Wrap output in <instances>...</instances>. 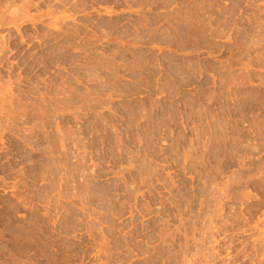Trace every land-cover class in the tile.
<instances>
[{
  "label": "rangeland",
  "instance_id": "374dc122",
  "mask_svg": "<svg viewBox=\"0 0 264 264\" xmlns=\"http://www.w3.org/2000/svg\"><path fill=\"white\" fill-rule=\"evenodd\" d=\"M77 1L87 6L75 7L73 3ZM199 1H174L178 7L181 3L191 4L192 13L187 16H193L194 21L201 18L199 26L203 27L202 34L205 33L207 39H200L201 45L198 43L190 49L166 43L160 36L148 44L134 43L136 35L147 36L149 28L162 25L159 28L163 30L162 21L149 24L153 14L147 0H67L71 6L50 3L54 2L51 17H55L51 21L61 28L51 32L60 36L58 44L67 57L58 66L54 64L50 73L46 72L45 82L51 85L54 81L55 86L59 81L60 87L65 83L72 93L69 94V110L64 111L66 116L49 107L51 138L42 136L39 141L47 147L52 143L54 150L58 146L55 127L59 121L65 131L71 132L72 137L75 134L80 141L79 146L72 139L67 142L68 150L72 151H69L71 158L68 155L65 162L70 163L67 171L72 175L68 176L70 183L65 188L66 212L54 203L57 181H53L55 195H49L52 201L55 199L51 202L54 205L51 214L57 222L48 229L41 226L50 221L42 215L45 204L35 206L32 202L13 206L17 200L10 191L20 170L29 179V193L39 190V172L45 171L48 157L43 151L33 155L39 163L33 168L35 174L29 178V161H25L22 146H11L14 149L7 155L9 161L0 152V177L11 179L8 193L0 188V205H7L0 206V209L6 208V213L0 210V264H184L193 258L198 245L205 254L212 253L213 249L224 257L231 241L234 240L235 249H241L245 244L250 247L253 239L263 234L264 10L258 8L263 0H226V6L221 3L223 0L220 3L218 0ZM215 1L218 6L228 7L229 14H220ZM174 2L163 0L155 5L156 12L159 10L158 13L162 11L161 14L166 15L176 11L178 7ZM17 3L20 5L22 1L17 0L15 5ZM171 4L173 7H168ZM209 4L214 7L209 9ZM40 7L32 8L30 14L39 18L47 6L41 3ZM260 7H264V2ZM109 10L114 13L110 15ZM210 10L213 11L210 13ZM221 15L228 17L221 18ZM246 15L250 18H245ZM69 16L75 17L74 23ZM182 17L188 18L185 14ZM86 19L90 23L87 29L82 26ZM253 22H256L255 27ZM71 29L79 32V38L68 36ZM209 29L215 30L214 38L207 35ZM23 30L34 32L31 23ZM10 31L14 30L3 27L0 40L1 35ZM61 32L65 34L60 35ZM23 49H27V45H23ZM162 59L164 71L179 65L176 76L157 75L158 60ZM7 74L3 71V78L7 79ZM60 75L64 77L61 79ZM40 79L38 82L44 87ZM156 82L164 84V88L149 91L147 86L153 87ZM22 89L27 88L22 86ZM30 96L19 97L24 103L26 99L25 104L31 100L27 104L30 108L32 104H41L37 101L39 95ZM61 115L64 118L59 119ZM33 120L41 126V120L36 118L31 119L33 123L29 121L20 126L28 127L34 124ZM77 149V152L85 151L78 157L80 164L76 162ZM4 158L6 161L2 160ZM21 161L24 166L20 165ZM59 175L60 172H55V179ZM27 188L20 187L22 192ZM236 214L243 218L241 223ZM211 221L217 225L213 231L207 230ZM247 223L248 227L261 225L263 228L259 226V232V229L249 230ZM201 239L204 242L200 243ZM242 263L256 264L249 260Z\"/></svg>",
  "mask_w": 264,
  "mask_h": 264
},
{
  "label": "bare ground",
  "instance_id": "6f19581e",
  "mask_svg": "<svg viewBox=\"0 0 264 264\" xmlns=\"http://www.w3.org/2000/svg\"><path fill=\"white\" fill-rule=\"evenodd\" d=\"M21 1H22V4L18 5V3H17V5H15L17 0H0V30L3 27L14 30V31H10L7 35H5V34L1 35L2 39L0 40V70H2V71H0V145H1L0 152L5 154V156L7 158V161H9V158H8L9 156H7V155L12 153V152L9 153L10 150L22 146L23 149H21V150H23V152H24V154L23 153L22 154L24 155L25 161H29V163L27 165L30 167V172H27L28 170L25 171V172L30 174V175L28 174L29 178H31V174H33V168H35V166H37L38 163H39V161L37 159H33V155L37 154L38 151H43L44 152L45 156L48 157V159H49V164L45 167V171H43L42 173L39 172L40 176H39V180L38 181L40 182V187L41 188L39 190L34 191V192L32 191L33 192L32 194H31V192L29 193L28 188H27L28 185L30 184L29 183V179L26 177L27 174L22 172L21 170L19 171L20 172L19 176H17L15 178V181L14 182H12L13 180L11 181L12 182V186L10 185V182H9L11 180L10 178H9L10 180H7L8 177L7 178L6 177H0L3 180V184L0 185V188L3 190L4 193H8V190L10 189L9 186H11L10 191L12 192V194L11 193H9V194H11L13 199L15 198L17 200V202L15 204H13V206H19V205H22V204H24L26 206V205H28V203H32V202H34L35 206H40L38 203H40L41 205L45 204V205H43L44 206L43 207L44 213H42V215H43L44 218L47 217V218L50 219V221H53L52 214H51L52 213L51 212V207H52L53 204H51V202H54L55 199H56V201L54 203L57 204L56 206H62L60 208H62L63 211L66 212V207H65L64 204L66 203V200L68 198L66 196L65 188L67 187L68 183H70L68 176L70 174L72 175V173L68 174L69 172L67 171V165H69L70 163L67 164L65 162V161H67L65 158H67L68 155L71 158V156L69 154L70 153L69 151H72L71 149L68 150L67 142H69V139H72L73 141H75L74 143H76V144H78L79 141H80V138L76 137V135L74 133H73L74 137H72V133L71 132L68 133L67 132L68 130L65 131L66 128L63 127L64 125L61 126V124H60L61 121H59V119L64 118V117H62L64 115L59 116L61 118L58 119L59 123L56 124L58 126L55 127V130H56L55 132L57 133V136H58L57 137L58 138L57 139L58 142L55 140L58 143V146L56 148L60 147V149L58 150V149L55 148L53 150L51 148L52 143H51L50 147H47V145H43V144L40 143L41 141H39V138H41L42 136H44L46 138H51L50 137L51 133L49 132L51 130L50 129L48 130V126H49L48 125V121H49V117H50V115H48V113L50 114L49 107H53L54 111L56 113H59V114L64 112L65 110H69L68 108L70 107V106L68 107V104L70 102L69 98L71 97V95H69V94H71L72 92L69 91L70 88H68V85H65V83H64V85H62V83H61V87H60L59 86L60 84L58 85L59 81H57V84L55 85L57 87V89H55L56 87L53 85L54 84L53 80H52L53 81L52 84L50 83L51 85L47 84L48 81H47V83L45 82L47 80L46 79L47 77H45L47 75L46 72L50 73L54 69V68H52L54 64H56L54 66H58V63H61L67 57V53L66 52H61V50L63 48L61 47L60 44H58L59 39H61L60 36L58 34H56L55 32H51V30L60 31L61 28L59 26H57V25H53V23L51 21V20H54L55 17H53V18L51 17L53 15V11H54V6H52L54 2L52 3V5L50 3L52 1H55L56 3L57 2H61V4H63V5H70V4H69V2H67V0H40L41 2H37V1L35 2L34 0H21ZM73 1H75V0H73ZM172 1L174 2L175 0H172ZM197 1L200 2L199 0H197ZM218 1L220 3L221 0H218ZM218 1H215V2L218 3ZM224 1H226V0L221 1V3L226 6V2H224ZM238 1H241V0H238ZM162 2H163V0H147V5H149V8L151 9V10L150 9L149 10L153 14V16L151 15V17L149 19V24L150 23L154 24V23H157V22L160 23L162 21L163 22V27L161 29H163V30H160V28H159L162 25H159V27L157 26L158 28L157 27H152L153 29L149 28V30L147 29L148 30V35L147 36L140 37V35H136L137 37H135V39H134V43L135 44L136 43L148 44L156 36H160L161 39L164 42H166V43L173 44V45L175 44V46H176V44H178L183 49H185V48L188 49V47L190 49V47H194V48H195V46L197 47L198 43L201 45L202 42L200 43V41H201L200 39H207L205 37L206 34L204 33L205 36H204V34H202L204 32V30H202L203 27L201 26L202 28L200 29V26H199L200 23H201L200 22L201 18H200V20L194 21V20L191 19V17H193V16H191L190 18H189V16H187L188 13H190V14L192 13V12H190V10L192 9V8L190 9L191 4H190V6L189 5H184V4L182 5V3L180 2L181 5H180V7H178L177 3L174 2L176 4V7H178V8H176L177 10L174 11V12L172 10V13H168V14L165 13L166 15H163V13L161 14L162 11L160 13H158L159 10L156 12V9L158 7L157 6L155 7V5H157L159 3H162ZM201 2L203 3L202 0H201ZM204 2L206 3L208 1L204 0ZM263 2H264V0H263ZM41 3L43 5L47 6L45 8L46 11L45 12L41 11L42 13H40V17L36 18L34 15L30 14L31 13L30 10L32 8H35V7H37L39 9ZM75 3H73L75 7H77V6H80V7L87 6L84 2H80L79 3V1H77ZM180 3H178V4H180ZM219 3L216 4L218 9L217 8H215V9H217V11L220 12V14H223V15L224 14L227 15V13L229 14V10H227L228 7H225L224 5H223L224 7L218 6V5H220ZM236 3L238 4L239 2H235V4ZM262 3H261V5H262ZM73 4H72V6H73ZM210 4L208 6H210ZM235 4H233V5H235ZM255 4H256V2H255ZM160 5H162V4H160ZM172 5L173 4H171V6L169 5L168 7H173ZM198 5H199V3H198ZM256 5H258V4H256ZM261 5H259L258 8L264 10L263 9L264 7L263 8L260 7ZM74 6H73V8H74ZM166 6H165V9H166ZM192 6H194V5H192ZM212 6H210L209 9ZM249 6L250 5L246 6V8H248ZM58 7H59V5H58ZM62 7H64V6H62ZM236 7H238V6H236ZM37 8H35V9H37ZM64 8H66V7H64ZM196 8H194V9H196ZM230 8H232V6ZM242 8L244 9L245 7H242ZM203 9L204 8H202V11H206V9L205 10H203ZM76 10L74 9V11H76ZM211 11H213V10H210V13H211ZM217 11H215L216 14H217ZM240 11H241V9H240ZM240 11L238 13H240ZM167 12H169V11H167ZM197 12H199V11H197ZM215 12H213V13H215ZM259 12H260V10H259ZM108 13L110 15H112L114 13V11L109 10ZM184 14L186 15V18L188 17L187 19H185V18L183 19L182 15H184ZM201 14H199V17H200ZM206 14H208V13H206ZM261 14H262V12H261ZM261 14L259 13V16ZM211 15L209 14V16H211ZM248 15H246L245 18H250V16L247 17ZM170 17H172V18H170ZM199 17H196L195 19H198ZM212 17H214V16L212 15ZM216 17H217V15H216ZM222 17H224V16L221 15V18ZM227 17L228 16H226L224 18H227ZM256 17H258V16H256ZM202 18L205 19L204 17H202ZM209 18L210 17H208V19ZM68 19H71V21H73V23L75 22V17L74 16H69ZM214 20L216 21V19H214ZM258 20H260V19H258ZM83 22H84V23H82L83 27H85L86 29L88 27H90L88 25L90 23H89V21L87 19L85 21H83ZM205 22H207V20ZM27 23H31L32 26H33V31L34 32L32 34L29 33L28 31H24L23 30V27ZM210 23H208V24H210ZM217 23L220 25L219 22H217ZM223 23H224V21H223ZM248 23H249V21H248ZM251 23H252V21H251ZM231 24L232 23H230V25ZM253 24H254V22H253ZM255 24H256V22H255ZM255 24H254V27H255ZM213 26H215V25H213ZM76 27L77 26H74L73 28H76ZM143 27L146 28L145 25H143ZM207 27H208V25H207ZM44 28H46L48 30L44 31ZM213 28L214 27H212V30H213ZM256 28H257V26H256ZM237 29H240V28L237 27ZM212 30H210L208 32L209 34H207V35L209 37H211V38H214L216 36L215 35L213 37V32L215 30L214 31H212ZM15 32H16V34H15ZM63 34H65V32H61L60 33V35H63ZM106 34H107V36L109 35V33H107V32H106ZM79 35H80L79 32L77 30H74V29H71V32L68 33V36L71 37L72 39L73 38H75V39L79 38ZM143 38L146 39V40L145 41L142 40ZM16 39H19V40H18L17 43H14ZM36 44H38V47L35 46ZM23 45H27V49L24 50L23 49ZM173 45H169V46L172 47ZM179 46H177V47H179ZM166 47H167V44H166ZM33 48H36L35 51L29 53L28 50H31ZM177 49H175V50L177 51ZM221 50H223V49H221ZM179 53H180V51H179ZM185 53L187 54V52H185ZM171 57H173V56H171ZM173 58H175V57H173ZM163 59L166 60V58H163ZM163 59L162 60H158L157 66L159 67V72H158L157 75L160 76L159 75L160 73L161 74L164 73V74H167L168 76H172V75L176 76L175 73L178 72V70H179L178 66L179 65L175 64L173 67L168 68V70L164 71L161 68V66L165 63L163 61ZM171 61L173 62L172 58H171ZM19 66H21V67L19 68ZM40 70H42V72L39 73ZM3 71H7V73H8L7 74L8 75L7 79L3 78ZM33 75L37 76L35 80L32 78ZM60 77L62 79V77H64V76L60 75ZM162 77H163V75H162ZM40 78H42V79H40ZM4 79H6V80H4ZM39 79H40V81L42 83H44V85H45L44 87H41L40 82H38ZM48 80H50V76L48 77ZM61 82H65V81H61ZM22 86H25V88H27V89L26 90L22 89ZM147 87H148L149 91L150 90L154 91L155 89L157 90V88H160L162 90V88H164V84L156 82L155 86L150 87L148 85ZM31 92L33 94H36L37 96L39 95V98L37 97V99H38L37 101L40 100V102H41V104H39V105L32 104V105H34L32 108L28 107V105H27L28 101H31V100H29L27 98L28 101H27V104H25L26 103V99H25V103H24L23 102L24 100H22L23 98L21 99V97H19L20 95H22V97L23 96L27 97V95L28 96L29 95L32 96L33 94H29ZM34 99L32 98V100L36 101V97ZM47 99H49V100H47ZM72 99H73V97H72ZM157 107L160 108V106H157ZM64 113H62V114H64ZM66 114L67 113H65V116H66ZM52 115H51V117H53ZM33 118L34 119L36 118V120H38V121L41 120V122H42V123L40 122L41 126H38L37 124L39 122L37 123L35 120H33L34 124H32L30 126L28 125V127H21L20 126V124L27 123V122L31 121V119H33ZM58 121H56V122H58ZM31 123H33V122L31 121ZM35 123H37V124H35ZM53 140L54 139H52L51 141H53ZM50 142H49V144H50ZM56 142H55V144H57ZM71 143H73V142H71ZM13 144H14L15 147L13 146ZM11 146H13L14 148L11 147ZM54 146H56V145H54ZM78 146H79V144H78ZM78 148L80 149V147H78ZM82 149H84V148H82ZM82 149H81V151H82ZM21 150H20V152H21ZM55 150H57V151H55ZM75 151L77 152L78 149L75 150ZM75 151L73 152V154L76 153ZM15 152H16V150H15ZM16 153H19V152H16ZM84 153H85V151L76 153L77 154V159H76L77 163L79 161L78 157L82 156ZM22 154H21L20 158H22V156H23ZM14 156L11 157L13 161L15 159ZM17 158H19V157H16V159ZM0 160H1V158H0ZM2 160L4 161L5 158L2 159ZM74 160H75V158H74ZM51 161H53V162H51ZM11 163H12V161H11ZM21 163H22V161H21ZM21 163H20V165H23V163L22 164ZM25 163L26 162H24V164ZM73 163H72V166H73ZM79 164H80V161H79ZM82 164H84V163H82ZM82 164H81V166H79V165L78 166L81 168ZM40 165H42V164H40ZM23 166H21V167H23ZM76 166H77V164H76ZM69 167H68V170H71V169H69ZM36 168H38V167H36ZM75 169H77V168H75ZM12 170L15 172L14 169H12ZM25 170H26V168H25ZM77 171H78V169H77ZM55 172H60V175H59V177L57 179H55L56 178L55 176H58V175L54 176ZM4 173H6V172H4ZM34 174H35V172H34ZM36 176L38 177V173H37ZM70 177H72V176H70ZM4 178H6V179H4ZM70 180H71V178H70ZM53 181H57V186L53 183ZM72 181H75L74 177H73V180H71V182ZM72 183H71V187H72ZM21 186H24L25 188H27L25 192H22V190L20 189ZM55 186L57 187L56 195H55V193L54 194L52 193V191L55 190ZM79 187H80V185H79ZM51 193L53 195H55V197H57V198L53 199V201H52L53 197L51 198L50 195H49ZM245 194H246V196H244V197H247V193H245ZM263 195H261V196L263 197ZM78 198H81V197H78ZM84 202H85V198H84ZM35 203H37V205ZM8 204H9V202H8ZM81 204H82V202H81ZM5 205L2 204L0 206H5ZM82 206H83V204H82ZM218 209H221V208H218ZM222 209H223V207H222ZM0 210L2 211V213L3 212L6 213V208L5 207H3ZM249 210H251V209H249ZM65 212L63 214H65ZM218 212H219V210H218ZM240 213H242V212H240ZM250 213H251V211H250ZM246 214L249 215L248 213H246ZM66 215H68V214H66ZM238 215H240V214H238ZM238 215L236 214V216L238 217V221H240V223H241V220H243V218H240ZM62 216H64V215H62ZM64 219H68V218H65V216H64ZM244 219H246V216H244ZM247 220H249V218H247ZM50 221H48V222L46 221L44 224H41V226L45 227L46 229H48L49 225H53L54 226V224L57 222V221L56 222L53 221L54 223H51ZM235 221H237V220L235 219ZM242 223H245V221L242 222ZM214 224L215 223L213 221H211L210 226L208 225L209 227L207 228V230L213 231L214 229H216L217 225L214 226ZM259 226L262 227L261 225H255V226L251 225L250 227H248V223H247V227L249 228V230H254V229L258 230L260 228ZM255 231H252V232H255ZM259 231H260V229L258 230V232ZM246 232H247V230H246ZM244 234H245V232H244ZM225 239H227V237ZM17 242H19V240ZM199 242L200 243L204 242V239L203 240L201 239ZM215 242L220 244V242H218V241H215ZM223 242H224V240H223ZM198 246L200 247V245H198ZM198 246L196 247V253L193 255V258L191 260L184 261V264H199V263L200 264H210L212 262H220L221 264H243L242 262H244V261L246 262L247 260H249L251 263L256 262V264H264V232H263V234L260 233V235L257 236L256 239H253V242L250 245V247L245 244V245H242L243 248L235 249V247H236L235 246V242H234V240L231 241L230 244L225 248V251L227 252V255L224 256V257L221 254H219V252H213V249H212V253L205 254V253L202 252V248L201 247L199 248ZM212 248H213V246H212ZM234 251H235V254H233ZM242 256H243V258L241 259Z\"/></svg>",
  "mask_w": 264,
  "mask_h": 264
}]
</instances>
